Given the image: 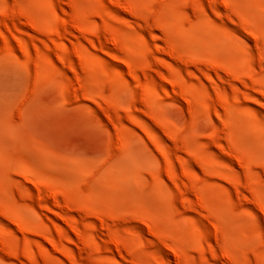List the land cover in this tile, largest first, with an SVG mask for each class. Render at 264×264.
I'll return each mask as SVG.
<instances>
[{
    "label": "rangeland",
    "instance_id": "374dc122",
    "mask_svg": "<svg viewBox=\"0 0 264 264\" xmlns=\"http://www.w3.org/2000/svg\"><path fill=\"white\" fill-rule=\"evenodd\" d=\"M0 264H264V0H0Z\"/></svg>",
    "mask_w": 264,
    "mask_h": 264
},
{
    "label": "bare ground",
    "instance_id": "6f19581e",
    "mask_svg": "<svg viewBox=\"0 0 264 264\" xmlns=\"http://www.w3.org/2000/svg\"><path fill=\"white\" fill-rule=\"evenodd\" d=\"M131 5H132V4H131ZM127 8H128V7H127ZM128 9L131 10V8H128ZM63 13H64V12H63ZM5 16H7V15H5ZM5 19H6V18H5ZM5 19H4V20H5ZM101 19H102V18H101ZM4 23H5V22H4ZM4 23H3V24H4ZM5 24H6V23H5ZM64 24H66V23H64ZM5 26H6V25H5ZM77 29H78V27H77ZM80 29H81V28H80ZM106 30H107V29H106ZM83 31H84V30H83ZM86 31H87V30H86ZM80 32H81V31H80ZM110 32H111V31H110ZM85 34H86V33H85ZM109 34H110V33H109ZM92 35L94 36L95 34L93 33ZM97 35H98V34H97ZM97 35H96V36H97ZM86 36H87V35H86ZM92 41H93V40H92ZM90 42H91V41H90ZM94 42H95V41H94ZM95 44H96V43H95ZM93 45H94V44H93ZM75 46H76V45H75ZM75 48H77V47H75ZM75 50H76V49H75ZM76 53H77V52H76ZM77 54H78V53H77ZM77 54H76V55H77ZM83 59H84V58H83ZM80 60H81V59H80ZM210 63H211V62H210ZM215 64H216V63H215ZM217 64H218V63H217ZM210 65H211V64H210ZM220 65H221V64H220ZM211 66H212V65H211ZM211 68H212V67H211ZM218 69H219V68H218ZM214 70H216V69H214ZM228 71H229V70H228ZM171 82L173 83V81H171ZM174 83H175V82H174ZM1 238H2V237H1ZM3 241H4V240H3Z\"/></svg>",
    "mask_w": 264,
    "mask_h": 264
}]
</instances>
